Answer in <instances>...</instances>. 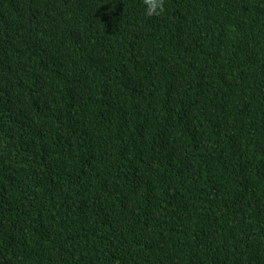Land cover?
Segmentation results:
<instances>
[{"label":"trees","instance_id":"16d2710c","mask_svg":"<svg viewBox=\"0 0 264 264\" xmlns=\"http://www.w3.org/2000/svg\"><path fill=\"white\" fill-rule=\"evenodd\" d=\"M0 0V264H264V0Z\"/></svg>","mask_w":264,"mask_h":264},{"label":"clouds","instance_id":"9594fccd","mask_svg":"<svg viewBox=\"0 0 264 264\" xmlns=\"http://www.w3.org/2000/svg\"><path fill=\"white\" fill-rule=\"evenodd\" d=\"M166 0H143V12L146 17H159L166 12Z\"/></svg>","mask_w":264,"mask_h":264}]
</instances>
